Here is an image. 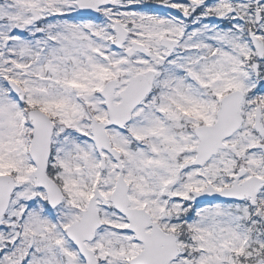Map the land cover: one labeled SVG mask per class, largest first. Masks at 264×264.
Here are the masks:
<instances>
[{
  "label": "snow or ice",
  "instance_id": "snow-or-ice-1",
  "mask_svg": "<svg viewBox=\"0 0 264 264\" xmlns=\"http://www.w3.org/2000/svg\"><path fill=\"white\" fill-rule=\"evenodd\" d=\"M0 264H264V0H0Z\"/></svg>",
  "mask_w": 264,
  "mask_h": 264
}]
</instances>
